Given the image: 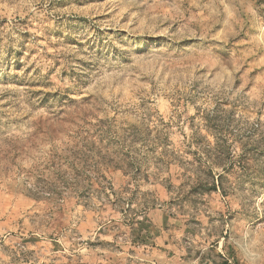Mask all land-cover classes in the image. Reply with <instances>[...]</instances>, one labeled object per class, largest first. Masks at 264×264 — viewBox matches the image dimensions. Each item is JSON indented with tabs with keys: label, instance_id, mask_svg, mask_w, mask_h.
Instances as JSON below:
<instances>
[{
	"label": "rangeland",
	"instance_id": "rangeland-1",
	"mask_svg": "<svg viewBox=\"0 0 264 264\" xmlns=\"http://www.w3.org/2000/svg\"><path fill=\"white\" fill-rule=\"evenodd\" d=\"M225 262L264 264V0H0V264Z\"/></svg>",
	"mask_w": 264,
	"mask_h": 264
},
{
	"label": "trees",
	"instance_id": "trees-1",
	"mask_svg": "<svg viewBox=\"0 0 264 264\" xmlns=\"http://www.w3.org/2000/svg\"><path fill=\"white\" fill-rule=\"evenodd\" d=\"M212 164L214 165V166H216V167H223L224 165V163H223V159H220L219 157H216V158H214L213 160H212ZM221 175H219V177H220ZM213 189L214 190H218V189H220V183L219 184H217L216 183V181H214V183H213ZM224 264H228L227 262H225Z\"/></svg>",
	"mask_w": 264,
	"mask_h": 264
}]
</instances>
